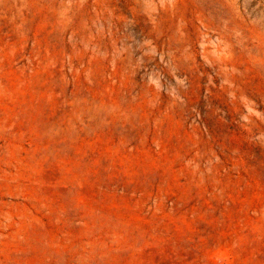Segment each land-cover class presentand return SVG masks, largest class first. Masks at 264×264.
Listing matches in <instances>:
<instances>
[{"label":"rangeland","instance_id":"rangeland-1","mask_svg":"<svg viewBox=\"0 0 264 264\" xmlns=\"http://www.w3.org/2000/svg\"><path fill=\"white\" fill-rule=\"evenodd\" d=\"M0 264H264V0H0Z\"/></svg>","mask_w":264,"mask_h":264}]
</instances>
